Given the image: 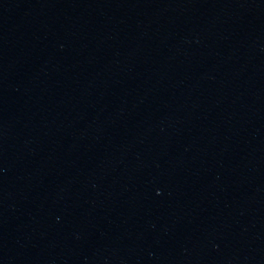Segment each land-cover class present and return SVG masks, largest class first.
<instances>
[{
    "label": "water",
    "instance_id": "95a60500",
    "mask_svg": "<svg viewBox=\"0 0 264 264\" xmlns=\"http://www.w3.org/2000/svg\"><path fill=\"white\" fill-rule=\"evenodd\" d=\"M0 264H264V0H0Z\"/></svg>",
    "mask_w": 264,
    "mask_h": 264
}]
</instances>
